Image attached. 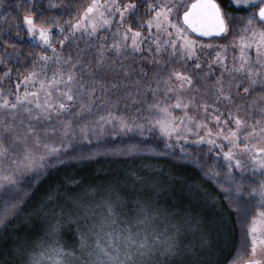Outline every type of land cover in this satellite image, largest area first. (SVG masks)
<instances>
[{"label":"snow or ice","instance_id":"1","mask_svg":"<svg viewBox=\"0 0 264 264\" xmlns=\"http://www.w3.org/2000/svg\"><path fill=\"white\" fill-rule=\"evenodd\" d=\"M25 3L31 5L32 0ZM58 6L49 0L50 8ZM230 6L251 11L243 17L233 15L218 0H141V5L137 0H91L82 10L69 13L66 28L59 18L50 22L63 36L60 45L70 38L84 39L94 49L87 62L83 50L75 57L57 51L50 24L42 19L37 23L29 7L23 23L45 50L20 75L14 91L0 87V189L15 193L0 209V225L6 226L21 213L20 206L40 175L66 158H75L68 150L77 135L91 143L89 134L99 136L106 128L112 135L137 131L141 136L155 128L165 138L166 149L188 141L187 134H192L195 143H206L209 151L223 157L228 175L219 186L229 210L245 225L240 246L227 264H262L256 253L258 248L264 251V0H231ZM230 32L232 47L239 53L230 66L221 55L227 45H215L219 51L214 60L200 59L198 49L214 45H205L192 34L219 37ZM49 49L50 56L45 54ZM11 55H0V64L6 65ZM141 60L152 67L141 65ZM213 63L222 69L218 75ZM79 65L83 67L78 71ZM132 72L136 76L130 81ZM11 73L12 68L5 67L0 82L10 80ZM129 83L136 87L129 90ZM119 88L125 89V98L131 97L132 104L126 103V108L139 105L135 111L143 109L147 115L118 113L119 100L113 102L109 94ZM139 149L137 144L127 146L129 153ZM180 151L186 152V147L181 145ZM233 169L250 172L248 180L254 186L242 189ZM28 174H32L30 184L23 185ZM205 175L217 178L219 172L212 169ZM242 190L257 201L252 214L243 207L250 201L241 200ZM160 214L150 203L138 202L136 224L150 223ZM105 235L107 240L97 235L92 241L81 235L80 247L95 256L90 264H143L145 257L167 258L178 252L174 235L149 239L133 231L131 224L120 234V244L111 232ZM245 248L250 251L248 259L241 256ZM53 252V264H62L61 254L68 250L57 246ZM29 264L41 260L33 254Z\"/></svg>","mask_w":264,"mask_h":264},{"label":"trees","instance_id":"2","mask_svg":"<svg viewBox=\"0 0 264 264\" xmlns=\"http://www.w3.org/2000/svg\"><path fill=\"white\" fill-rule=\"evenodd\" d=\"M54 2L59 6L50 8L49 0H32L31 5L25 0L0 3V55L12 54L6 65L0 64V72L10 67L14 76L26 74L31 61L45 50L29 38L23 23L29 7L37 23L42 19L50 24L54 18H59V23L64 25L70 18L69 13L82 10L91 0ZM218 3L227 12L241 17L251 11L230 6L231 0H218ZM137 4L141 5V0H137ZM140 10H144L142 6ZM50 26L52 42L58 44L56 39L62 35L55 25ZM223 36L209 39L220 40ZM164 142L162 135L152 131L144 136L126 134L108 138L70 150L75 158H66L64 163L48 168L31 187L20 206L21 213L6 226L0 225V264H29L33 254L41 264L48 262L52 248L48 238L52 232L61 240L53 244L81 251L80 237L97 232L90 224L97 221L95 207L101 208L100 202L105 200L113 202V212L121 216H117L120 221L109 229L104 228L115 236L125 232L130 224L133 231L141 235L148 234L155 226L157 230H165L168 224L174 227L180 251L172 257H152L151 264H227L240 246L245 225L229 210V201L219 186L228 175L223 158L209 152L206 146L181 142L166 149ZM131 144L139 145L140 149L129 153L127 146ZM181 145L186 147V152L180 151ZM212 169L219 172L217 178L205 175ZM232 173L235 180L241 181L242 189L254 186L248 180L250 172ZM245 190L238 195L242 201H250L243 207L252 214L257 201ZM50 196L54 198L49 199ZM3 200L0 199V209L4 206ZM138 202L150 203L161 214L154 215L150 223L137 225ZM103 211L112 212L109 207H103ZM153 233V236L161 234ZM41 242L46 243L41 245ZM249 254L247 248L241 252L243 259Z\"/></svg>","mask_w":264,"mask_h":264},{"label":"rangeland","instance_id":"3","mask_svg":"<svg viewBox=\"0 0 264 264\" xmlns=\"http://www.w3.org/2000/svg\"><path fill=\"white\" fill-rule=\"evenodd\" d=\"M143 11L144 10H141V12H143ZM134 22L136 23V21H134ZM66 34L67 33H65V35ZM192 35H193V37L195 39L201 41L205 45H207L208 43H212L214 45L212 48L204 47L202 50H199L198 49L197 55L200 56V59L202 61L207 62L209 60H214L215 59V54H216L217 51H219V48L215 47V45H227L228 46V50L225 51V52H221V55H223V56H225L227 58V62L229 63V66L231 65V61H232L233 55H236V56L239 55L238 49H235V48L232 47V39H233V36H232V33L231 32L228 35H226V36L224 35L223 36L224 38L223 39H220V40L219 39L218 40L217 39H214V40H211V39H208V40L207 39H201V38L195 36L194 34H192ZM29 38L32 39L34 42L38 43V41L35 40V39H33L31 36H29ZM60 39H63V36H62V38L56 39V41L58 40V44H57V42L55 44L53 43L55 45V47L57 48V51H62L65 54H72L75 57V55L78 52H80L81 50H83L82 59L85 62H87L88 60L92 59V56L90 54L94 51V49H92L91 47H89L88 44L85 42L84 39H79V40H76L75 42H73L71 40V38H70L69 40H66L63 45H60L59 44V40ZM40 46H41L42 49H45V46H43V45H40ZM45 54H47V55L50 56L52 54L51 53V50L50 49L49 50H46ZM49 63H51V62H49ZM124 63L127 64V63H130V61H125ZM140 64L143 65V66H145V67H149V68L152 67V65L149 64L147 60H141L140 61ZM203 66L204 65L202 64V67ZM82 67H83V65H79L78 66V71ZM212 67L215 70L214 74H216V75H218L220 73V71L222 70L220 68V65L215 64V63H213ZM135 76H136V72H132L131 76L129 77V80L130 81L133 80L135 78ZM16 77L17 76H14V75L11 74V79L10 80H6V81H3V82H0V87H4L6 90L7 89H12L14 91L15 90V83L18 82L20 76H18L17 78ZM111 77H112V73L110 72V73H108V78H111ZM116 78L119 79L118 76ZM135 87H136V85L134 83H129V85H128V89L129 90L134 89ZM21 91H23V87L21 88ZM98 95H99V93H98ZM109 95H110L111 100L113 102H115L116 100H119V104H117V107H116V110L118 111V113H121L122 112V113H125L128 116H133V115H137V116L147 115V112L145 110H143V109L139 113H137L135 111L136 107H140L139 105H133L132 107H129V108H126L125 107V104L126 103L129 104V105L132 104L131 97L125 98V89H123V88L112 89ZM149 99H151V97H149ZM176 111H177V113H179V110H176ZM51 123H55V120H53ZM210 126H212V125L210 124ZM213 130L215 131V128H213ZM110 131H111L110 128H106L105 131L102 134H100L99 136L94 135V134H89V140H91V143H89L87 140H84L79 135H77L76 137L73 138V148L69 149L68 151L73 150V149H76V148H81L82 146H89V145H92L94 143L102 142V141L107 140L108 138H117L118 136L126 135L124 133H119L117 135H112V134H110ZM152 131H156L157 133H159L158 129H155V128ZM127 134H130V135H135V134L136 135H140L139 132H137V131L129 132ZM187 135L189 136V139L186 142L185 141H181L183 144H190L192 146H206L208 148V150H209V147H210L209 145H207L206 143H195L194 142V140H195L194 135H192V134H187ZM201 135H204V133L201 132ZM209 152H211L215 156H217L215 151H209ZM221 157L222 156H220V158ZM232 171H237L238 173H240L239 170H236V169H233ZM31 175L32 174H28L24 178V180L22 181V184L23 185H29L30 184ZM42 175H40V177ZM34 184H32L30 186V191L32 189L31 187H33ZM14 194L15 193L12 190H10V189L9 190L0 189V199L4 198L3 201H5V199L7 197H9L11 195H14ZM109 201L110 200H105L103 202H100V204H101L100 206H102V207L101 208L95 207V209H94V213L96 214L97 221L94 224H90V226L92 227V225H93L94 229H96L97 232L96 233H93L92 235H91V232L89 234L86 233V235L89 237V240L90 241H92V239L94 240L97 235H99L102 240H107L108 237L105 234L106 233H109L110 231L109 230H106V229H109L112 224L113 225L116 224L117 223L116 221H120L119 218H121V216L116 215L113 212V207H111L112 212L111 211H108V212L103 211V207H109ZM110 203H111V206H112L113 202L110 201ZM104 228H106V229H104ZM173 228L174 227L172 225L168 224L167 227H165V230H163L162 228L160 230H157L158 228H156V226H155V227H153L152 229H150L148 231V234L147 235H148L149 239L152 238V236L154 234L153 232H156V234L157 233H161L160 235H162V237L163 236H168V235H174V236H176L175 235V231H173ZM120 234H118L117 236L114 235L115 238H117V240H116L117 243L121 239L120 238ZM48 239H50V243H52V248L50 249L51 250V257H52V259H49V261L46 262V263H44V264H53V262L55 260V255H56L53 252V249H55L57 246L63 247L66 250H68V249L66 247H64V246L53 244L54 242H57L58 243L59 241H61L59 239V235L58 234H55V232H52ZM44 243H46V242H44ZM44 243L41 242L40 244L43 245ZM186 248H190V245H186ZM88 251H89L88 248H82L81 251H78V250H73V251L68 250V252L61 254V255H63V262H62V264H78L79 262H77V261H80V264H90L91 261L95 260V256H90ZM178 251H180V250L178 249ZM71 253H75V254L73 255ZM152 257L153 258L155 257V259L158 258V257L161 258V256H159L157 254H154L151 257H145L144 260H143V264H151L150 262H151ZM248 258H249V256L246 259H248ZM256 258L257 259H260L261 262H262V264H264V251H261L258 248L257 249V253H256Z\"/></svg>","mask_w":264,"mask_h":264},{"label":"water","instance_id":"4","mask_svg":"<svg viewBox=\"0 0 264 264\" xmlns=\"http://www.w3.org/2000/svg\"><path fill=\"white\" fill-rule=\"evenodd\" d=\"M195 36L199 37V38H203V39H209V38H214V37H201L199 36V34H194ZM222 36V35H221Z\"/></svg>","mask_w":264,"mask_h":264}]
</instances>
